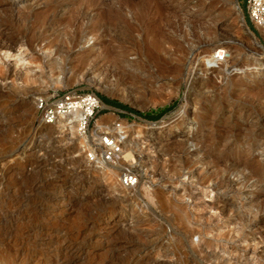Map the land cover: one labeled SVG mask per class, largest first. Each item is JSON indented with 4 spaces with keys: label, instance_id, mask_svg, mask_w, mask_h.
Returning <instances> with one entry per match:
<instances>
[{
    "label": "rangeland",
    "instance_id": "obj_1",
    "mask_svg": "<svg viewBox=\"0 0 264 264\" xmlns=\"http://www.w3.org/2000/svg\"><path fill=\"white\" fill-rule=\"evenodd\" d=\"M246 3L0 0V264H264V32L246 28ZM69 90L147 114L101 104L92 127L98 148L126 132L136 189L120 181L126 166L109 178L88 162L85 137L39 121L36 98Z\"/></svg>",
    "mask_w": 264,
    "mask_h": 264
},
{
    "label": "built area",
    "instance_id": "obj_2",
    "mask_svg": "<svg viewBox=\"0 0 264 264\" xmlns=\"http://www.w3.org/2000/svg\"><path fill=\"white\" fill-rule=\"evenodd\" d=\"M246 14L250 23L257 31L264 30V0H247ZM104 105L95 93H80L77 90H69L57 95H45L36 98V110L39 121L45 126L54 125L61 117L73 116L79 113L76 124L78 134L86 138V144L94 147L96 152H88L90 164L103 162L109 166H116L123 160L122 148L124 133L116 136L105 134L100 137L102 148H98L97 139L92 133V127L97 126L96 116ZM101 125V124H100ZM109 128V125L102 124ZM115 130H121L120 123L112 125ZM101 147V146H100ZM122 185L129 190L136 189L140 184V175L135 168L126 166L120 172Z\"/></svg>",
    "mask_w": 264,
    "mask_h": 264
},
{
    "label": "bare ground",
    "instance_id": "obj_3",
    "mask_svg": "<svg viewBox=\"0 0 264 264\" xmlns=\"http://www.w3.org/2000/svg\"><path fill=\"white\" fill-rule=\"evenodd\" d=\"M83 2H84V0H82ZM93 1V0H92ZM81 2V1H80ZM158 2V1H157ZM82 3V2H81ZM71 4V3H70ZM73 4V3H72ZM123 4H125V3H123ZM122 4V5H123ZM158 4H160L159 2H158ZM13 5V4H12ZM83 6H84V4H82ZM81 5V6H82ZM89 6V5H88ZM154 6V5H153ZM86 7V6H85ZM90 7V6H89ZM121 7V6H120ZM119 7V8H120ZM145 7V6H144ZM5 8V7H4ZM8 8V7H7ZM10 8V7H9ZM13 8V7H12ZM11 8V9H12ZM71 8V7H70ZM84 8V7H83ZM82 8V9H83ZM159 9H160V7H158ZM3 8H1L0 10H2ZM11 9H10V11H11ZM15 9V8H14ZM13 9V10H14ZM74 9V8H73ZM76 9V8H75ZM113 9V8H112ZM122 9V8H121ZM5 10H6V8H5ZM16 10V9H15ZM80 10V9H79ZM89 10V9H88ZM115 10V9H114ZM7 11V10H6ZM17 11V10H16ZM63 11V10H62ZM66 11H67V9H66ZM70 11V10H69ZM109 11V10H108ZM113 11V10H112ZM2 12H4V10L2 11ZM1 12V13H2ZM9 12V11H8ZM12 12V11H11ZM14 12V11H13ZM107 12V11H106ZM110 12V11H109ZM121 12H122V10H121ZM168 12V11H167ZM123 13V12H122ZM155 13V12H154ZM7 14V13H6ZM12 14V13H11ZM63 14H64V16H65V13L63 12ZM76 14H77V12H76ZM81 14H83V13H81ZM81 14H79V16L81 15ZM110 14L112 15V13L110 12ZM170 13L168 12V15H169ZM14 15V14H13ZM13 15H12V18H14L13 17ZM17 15V14H16ZM84 15H85V13H84ZM89 15V14H88ZM11 16V15H10ZM19 16V15H18ZM22 16V15H21ZM20 16V17H21ZM26 16V15H25ZM25 16H23V17H25ZM29 16V15H28ZM61 16H62V14H61ZM63 16V17H64ZM76 16V15H75ZM115 16V15H114ZM114 16H112V17H114ZM167 16V15H166ZM4 17V16H3ZM72 17V16H71ZM83 17H85V16H83ZM117 16H115V18H116ZM165 17V16H164ZM163 17V18H164ZM169 17H170V15H169ZM19 18V17H18ZM22 18V17H21ZM20 18V19H21ZM26 18H28V17H26ZM78 18V17H77ZM89 18H90V16H89ZM171 18V17H170ZM70 19H73V18H70ZM83 19H85V18H83ZM114 19V18H113ZM162 19V18H161ZM165 19V18H164ZM172 19V18H171ZM170 19V20H171ZM21 20H23V19H21ZM89 20V19H88ZM88 20H86L87 22H88ZM12 21V20H11ZM24 21H25V19H24ZM68 21V20H67ZM70 21V20H69ZM74 21H76V20H74ZM85 21V20H84ZM97 21V20H96ZM167 21V20H166ZM16 22V21H15ZM19 22H22V21H20L19 20ZM79 22H81V20L79 21ZM117 22H119V21H117ZM163 22V21H162ZM197 22V21H196ZM11 24H13V22H10ZM17 23H18V21H17ZM17 23H16V25H17ZM25 23V22H24ZM70 23H71V21H70ZM82 23V22H81ZM90 23V22H89ZM88 23V24H89ZM171 23V22H170ZM173 23V22H172ZM19 24V23H18ZM83 24V23H82ZM85 24V23H84ZM84 24H83V26H84ZM117 23H115V25H116ZM71 25V24H70ZM79 25V24H78ZM118 25V24H117ZM116 25V26H117ZM172 25V24H171ZM12 26V25H11ZM18 26V25H17ZM76 26V25H75ZM81 26V25H80ZM108 26V25H107ZM166 26V25H165ZM67 27V26H66ZM91 27V26H90ZM110 27V26H109ZM171 27V26H170ZM170 27H168V28H170ZM15 28V27H14ZM68 28H69V26H68ZM80 28V27H79ZM82 28V27H81ZM108 28V27H107ZM116 28H118V27H116ZM115 28V29H116ZM167 28V27H166ZM165 28V29H166ZM172 28V27H171ZM9 29V28H8ZM70 29V28H69ZM104 29V28H103ZM110 29V28H109ZM109 29H107V30H109ZM195 29H196V27H195ZM200 29V28H199ZM12 30V29H11ZM17 30V29H16ZM82 30V29H81ZM84 30V29H83ZM112 30H113V28H112ZM180 30V29H179ZM179 30H177L178 32H179ZM194 30V29H193ZM7 31V30H6ZM76 31V30H75ZM106 31V30H105ZM196 31V30H195ZM200 31V30H199ZM263 32H264V30H262ZM1 32V31H0ZM7 32H9V31H7ZM80 32V31H79ZM101 32V31H100ZM188 32V31H187ZM193 32V31H192ZM111 33L113 34V32L111 31ZM116 33V32H115ZM176 33V32H175ZM174 33V34H175ZM182 33V32H181ZM199 33V32H198ZM8 34V33H7ZM19 34V33H18ZM27 34V33H26ZM75 34V33H74ZM188 34V33H187ZM2 35H5L6 36V34H5V32H4V34L2 33ZM25 35V34H24ZM71 35V34H70ZM73 35V34H72ZM71 35V36H72ZM82 35V34H81ZM108 35L110 36V34L108 33ZM114 35H116L115 37H117L118 35H117V33L116 34H114ZM129 35V34H128ZM181 35H183V34H181ZM180 35V36H181ZM193 35V34H192ZM191 35V36H192ZM200 35H201V33H200ZM4 36V37H5ZM10 36V35H9ZM80 36V35H79ZM85 36V35H84ZM105 36V35H104ZM108 36V37H109ZM176 36V35H175ZM179 36V37H180ZM207 36L208 35H205V37H203V38H201V36H199L198 34H196V35H194L193 36V40H191V42L193 43V45L195 44V46H196V44L199 46V44H201V43H203V40H205L206 38H207ZM24 37V36H23ZM75 37V36H74ZM102 37V36H101ZM111 37H114V36H111ZM120 37V36H119ZM178 37V36H177ZM183 37V36H182ZM182 37H180V38H182ZM0 38H2L1 36H0ZM67 38V37H66ZM69 38H71V37H69ZM80 38V37H79ZM179 38V39H180ZM24 39H25V37H24ZM86 39V38H85ZM119 40H120V38H118ZM178 39V38H177ZM2 40H3V38H2ZM23 40V39H22ZM22 40H20V41H22ZM122 40V39H121ZM120 40V41H121ZM6 42L5 43H3L2 41V48H6V50L7 49H10V50H13V49H15L14 47H15V45L17 44L16 43V40L14 39V38H6V40H5ZM75 41V40H74ZM85 41V40H84ZM115 41H116V39H115ZM169 40H167V42H168ZM185 41V40H184ZM73 42V41H72ZM83 42V41H82ZM90 42V41H89ZM122 42V41H121ZM179 42V41H178ZM190 42V43H191ZM117 43V42H116ZM173 43V42H172ZM183 43V42H182ZM255 43H256V45H258V47L260 46V43L258 42V41H256L255 40ZM36 44V43H35ZM114 44V43H113ZM112 44V45H113ZM178 44V43H177ZM74 45V44H73ZM17 46V45H16ZM81 46H82V44H81ZM105 46V45H104ZM28 47V46H27ZM106 48L104 47V50H105ZM192 49V48H191ZM1 50V49H0ZM3 51H4V49H3ZM14 51V50H13ZM16 51V50H15ZM107 51V50H106ZM182 51V50H181ZM191 51V50H190ZM213 51V50H212ZM212 51H210L211 52V55L209 56V59L211 60V62H213V64H215L217 67H218V69H223L224 70V67H226V68H228V63H229V60H228V56H227V52L225 51V50H223V49H218V51L217 52H215V53H212ZM2 52V51H1ZM9 52V51H8ZM12 52V51H11ZM110 52V51H109ZM6 53V52H5ZM102 53H103V51H102ZM105 53H107V52H105ZM105 53H103V54H105ZM10 54V53H9ZM12 54V53H11ZM10 54V55H11ZM110 54H112V53H110ZM88 55H89V53H88ZM186 55V54H185ZM101 56V55H100ZM109 56V55H108ZM182 56V55H181ZM8 57H10V56H8ZM16 57V56H15ZM113 57V56H112ZM96 58V57H95ZM185 60V59H184ZM208 62V61H207ZM216 68V67H215ZM226 70V69H225ZM185 72V71H184ZM219 72V71H218ZM222 72V71H221ZM1 75V74H0ZM184 76V75H183ZM54 78V77H53ZM186 78V77H185ZM189 78V77H188ZM190 78H191V76H190ZM184 80V79H183ZM188 80V79H187ZM186 80V83L187 82H189V81H187ZM204 81V80H203ZM59 82V81H58ZM184 83V82H183ZM194 83H195V81H194ZM60 84V83H59ZM64 84V83H63ZM198 84H200V83H198ZM202 84H203V82H202ZM67 85V84H66ZM209 85V84H208ZM200 86V85H199ZM202 86V85H201ZM62 87H64V86H62ZM194 87V86H193ZM56 88H58V87H56ZM199 89V88H198ZM201 89V88H200ZM195 92V91H194ZM192 93V92H191ZM1 94V93H0ZM264 94V93H263ZM78 115H79V113H77V114H75V115H73V116H66V117H61V118H59L58 120H57V122L54 124V125H51V128H54V130H56V131H58L59 132V130H65L66 128V132L68 133L67 134V136H71V137H75V136H77V133H78V129H77V124H76V121H77V118H78ZM208 117V116H207ZM215 118V117H214ZM217 118V117H216ZM202 120V119H201ZM216 123V122H215ZM247 123V122H246ZM252 124V123H251ZM43 125V124H42ZM214 125V124H213ZM236 125V124H235ZM48 127H50V126H48ZM202 128V127H201ZM168 129V128H167ZM203 129V128H202ZM234 129V128H233ZM259 129V128H258ZM214 131H215V129H214ZM249 131H250V129H249ZM255 131V130H254ZM253 131V132H254ZM54 133V132H53ZM167 133V132H166ZM262 133V132H261ZM231 133H229V135H230ZM238 134V133H237ZM171 135V134H170ZM228 135V136H229ZM250 135H252V133L250 134ZM246 137V136H245ZM167 138V137H166ZM228 138V137H227ZM250 138V137H249ZM249 138H247V139H249ZM163 139V138H162ZM246 139V140H247ZM254 139V138H253ZM169 140V139H168ZM233 140V139H232ZM131 141H129V140H126V139H124V141H123V148H122V156H123V160H122V162L119 164V165H116L115 167L114 166H111V168H110V171L111 172H109L110 174H108V177L109 178H111L113 175H115L116 176V174H111L112 173V169H119L120 170V168L119 167H122V166H128V164H127V162H131V161H135V163H136V156H134V154H133V152H132V150L130 151V149L132 148V147H130V145H131V143H130ZM179 142V141H178ZM177 141H168V145L171 147V148H176V149H178V148H181V147H183L184 148V146L181 144V143H178ZM181 142V141H180ZM182 142H184V141H182ZM228 142V141H227ZM226 142V143H227ZM235 142H237V141H235ZM253 142V141H252ZM134 143V142H133ZM164 143H166V142H164ZM186 143V142H185ZM229 143V142H228ZM232 144V143H231ZM261 144V143H260ZM161 145V144H160ZM163 145H165V144H163ZM208 145V144H207ZM227 145V144H226ZM229 145V144H228ZM247 145V144H246ZM245 145V146H246ZM134 146V145H133ZM166 146V145H165ZM260 146V145H259ZM186 147V146H185ZM240 147V146H239ZM168 148V147H167ZM213 148V147H212ZM211 148V149H212ZM226 148V147H225ZM231 148V147H230ZM246 148V147H245ZM248 148V147H247ZM224 149V148H223ZM168 150V149H167ZM173 150V149H172ZM180 150V149H179ZM178 150V151H179ZM232 150V149H231ZM243 150V149H242ZM255 150H256V148H255ZM184 151V150H183ZM205 151V150H204ZM230 151V150H229ZM241 151V150H240ZM251 151V150H250ZM262 151V150H261ZM180 152H181V150H180ZM206 152V151H205ZM238 152V151H237ZM175 153V152H174ZM177 153V152H176ZM181 153H183V152H181ZM204 153V152H203ZM250 153V152H249ZM178 154V153H177ZM227 154V153H226ZM233 154H234V152H233ZM242 154V153H241ZM172 155V154H171ZM174 155V154H173ZM179 155V154H178ZM177 155V156H178ZM239 155V154H238ZM231 156V155H230ZM250 156H251V154H250ZM249 156V157H250ZM133 157L135 158V160L133 159ZM179 157V156H178ZM223 157V156H222ZM249 157H247L248 159H249ZM177 158V157H176ZM180 158H181V156H180ZM229 160V159H228ZM152 161V160H151ZM213 161V160H212ZM215 161V160H214ZM157 162H159V160L157 161ZM222 162V161H221ZM234 163V162H233ZM251 163V162H250ZM249 163V164H250ZM132 164V163H131ZM134 164V163H133ZM156 163H154L153 165L154 166H156L155 165ZM230 164H231V162H230ZM248 164V165H249ZM142 165V164H141ZM147 165V164H146ZM235 165V164H234ZM131 166V165H130ZM160 166V165H159ZM222 166V165H221ZM228 166V165H227ZM238 166V165H237ZM142 167V166H141ZM228 167H230V166H228ZM125 168V167H124ZM161 168V167H160ZM225 168V167H224ZM224 168H222V169H224ZM237 168V167H236ZM262 168V167H261ZM157 170V169H156ZM160 170V169H159ZM227 170V169H226ZM155 171V170H154ZM225 171V170H224ZM231 171H232V169H231ZM237 171V170H236ZM241 172H242V170H240ZM254 171V170H253ZM136 172H139V170L137 169L136 170ZM160 172V171H159ZM163 172H164V169H163ZM235 172V171H234ZM233 172V173H234ZM256 172V171H255ZM153 173V172H152ZM158 173V172H157ZM162 173V172H161ZM225 173V172H224ZM243 173V172H242ZM263 173V172H262ZM159 174V173H158ZM200 174V173H199ZM227 174V173H226ZM232 174V173H231ZM146 175H148V173L146 174ZM222 175H225V174H222ZM160 176H162V175H160ZM244 176V175H243ZM246 176V175H245ZM251 176V175H250ZM221 177V176H220ZM224 177V176H223ZM249 177V176H248ZM256 177V176H255ZM204 178H205V176H204ZM141 179H142V177H141V175H140V181H141ZM199 179V178H198ZM219 178H217V180H218ZM221 179V178H220ZM244 180V179H243ZM252 180V179H251ZM220 181V180H219ZM247 181V180H246ZM229 182V181H228ZM243 182V181H242ZM258 182V181H257ZM263 182V181H262ZM202 183V182H201ZM222 183H223V181H222ZM220 184V183H219ZM227 184V183H226ZM232 184V183H231ZM264 184V183H263ZM201 185V184H200ZM227 185H229V184H227ZM204 186V185H203ZM220 186V185H219ZM222 187H223V184L221 185ZM202 187V186H201ZM206 187V186H205ZM229 187H230V185H229ZM261 187H263V186H261ZM227 188V187H226ZM228 189V188H227ZM264 189V188H263ZM227 191V190H226ZM164 194V193H163ZM160 195V194H159ZM158 195V196H159ZM162 195V194H161ZM193 196V195H192ZM142 197V196H141ZM153 198V197H152ZM191 198V197H190ZM149 199V198H148ZM164 199V198H163ZM264 199V198H263ZM156 200V199H155ZM164 200H166V199H164ZM217 200V199H216ZM72 201V200H71ZM154 201V200H153ZM171 201V200H170ZM170 201H168V202H166V203H168L169 204V202ZM263 201V200H262ZM164 202V201H163ZM155 203V202H154ZM161 203V202H160ZM259 203V202H258ZM259 204H261V203H259ZM258 204V205H259ZM263 204H264V202H263ZM165 205H167V204H165ZM209 206H210V204H208ZM222 205V204H221ZM235 205V204H234ZM208 206V208H211V207H209ZM213 206L214 207H216V206H220L218 203H214L213 204ZM253 206V205H252ZM252 206H250V207H252ZM257 206V205H256ZM258 207V206H257ZM256 207V208H257ZM263 207V206H262ZM148 208V207H147ZM254 208V207H253ZM264 208V207H263ZM263 208H261V212H262V209ZM206 209V208H205ZM204 209V210H205ZM153 209H151V211H152ZM199 210V209H198ZM229 210H230V208H229ZM229 210H228V213H229ZM233 210V209H232ZM251 210H252V208H251ZM159 211V210H158ZM213 211V210H212ZM216 211V210H215ZM215 211H213V212H215ZM225 212V207L224 208H222V211L221 212ZM233 211H235V210H233ZM250 211V210H249ZM154 212V211H153ZM236 212V211H235ZM259 212H260V207H259ZM260 212V213H261ZM264 212V211H263ZM262 212V213H263ZM115 213V212H114ZM181 213V212H180ZM216 213V212H215ZM227 213V212H226ZM227 213V215H229ZM234 213V212H233ZM183 214V213H182ZM217 214V213H216ZM237 214H238V212H237ZM236 214V215H237ZM184 216H185V214H183ZM188 215V214H187ZM224 215V214H223ZM226 215V214H225ZM224 215V216H225ZM211 216V215H210ZM234 216V215H233ZM246 215H244V217H245ZM187 217V216H186ZM185 217V218H186ZM220 217V216H219ZM218 217V218H219ZM228 217V216H227ZM234 217H236V216H234ZM243 217V216H242ZM119 218V217H118ZM180 218V217H179ZM215 218V217H214ZM246 218H247V216H246ZM258 218V217H257ZM109 219H110V217H109ZM221 219V218H220ZM219 219V220H220ZM225 219V218H224ZM254 219H256L255 218V216H254ZM180 220H182V219H180ZM186 220V219H185ZM203 220V219H202ZM212 220V219H211ZM210 220V221H211ZM218 220V219H217ZM244 220V219H243ZM242 219H241V221H243ZM257 220V219H256ZM199 221V223L201 222V220H198ZM247 221V219L245 220V222ZM244 222V221H243ZM248 222V221H247ZM244 224H246V223H244ZM260 224H263L264 225V218H262L261 219V221H260ZM249 225V223H247V226ZM246 226V225H245ZM245 226H244V228H245ZM108 227V226H107ZM263 230V229H262ZM238 233V232H237ZM243 233V232H242ZM241 233V234H242ZM175 234V233H174ZM177 234V233H176ZM245 234V233H244ZM243 234V235H244ZM218 237V236H217ZM221 237V236H220ZM239 237V236H238ZM215 238V237H214ZM240 238V237H239ZM219 240V239H218ZM193 252V251H192ZM190 253V252H189ZM217 255V254H216ZM215 255V256H216ZM217 257V256H216ZM201 263V262H200ZM202 264V263H201Z\"/></svg>",
    "mask_w": 264,
    "mask_h": 264
},
{
    "label": "trees",
    "instance_id": "obj_4",
    "mask_svg": "<svg viewBox=\"0 0 264 264\" xmlns=\"http://www.w3.org/2000/svg\"><path fill=\"white\" fill-rule=\"evenodd\" d=\"M246 19H247V22L248 24L253 28L252 30L254 31V33L260 37V33L254 28V26L250 23L249 19H248V16L246 14ZM101 101L103 103H105L106 105L108 106H112V107H115V108H118L122 111H127V112H130V113H135V114H138V115H144V116H147V114H143V113H140V112H137V111H134L132 110L129 106L117 101V100H111V99H108L106 97H101Z\"/></svg>",
    "mask_w": 264,
    "mask_h": 264
},
{
    "label": "water",
    "instance_id": "obj_5",
    "mask_svg": "<svg viewBox=\"0 0 264 264\" xmlns=\"http://www.w3.org/2000/svg\"><path fill=\"white\" fill-rule=\"evenodd\" d=\"M243 22L246 25V28L249 29V27H248L247 22H246L245 19H243ZM103 104H104L105 108H111L110 106L106 105L105 103H103Z\"/></svg>",
    "mask_w": 264,
    "mask_h": 264
},
{
    "label": "crops",
    "instance_id": "obj_6",
    "mask_svg": "<svg viewBox=\"0 0 264 264\" xmlns=\"http://www.w3.org/2000/svg\"><path fill=\"white\" fill-rule=\"evenodd\" d=\"M248 23V22H247ZM249 25V24H248ZM249 28L252 30L253 28L249 25ZM253 31V30H252ZM254 32V31H253Z\"/></svg>",
    "mask_w": 264,
    "mask_h": 264
}]
</instances>
